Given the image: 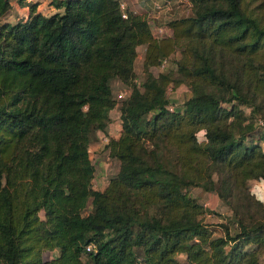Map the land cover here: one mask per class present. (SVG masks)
Wrapping results in <instances>:
<instances>
[{
    "label": "trees",
    "instance_id": "16d2710c",
    "mask_svg": "<svg viewBox=\"0 0 264 264\" xmlns=\"http://www.w3.org/2000/svg\"><path fill=\"white\" fill-rule=\"evenodd\" d=\"M55 5L10 22L0 0V264H264V202L249 186L264 179V0H190L161 36L119 0ZM165 57L172 69L153 74ZM179 83L189 95L169 110ZM115 105L104 149L118 168L98 189L90 131ZM192 187L228 209L220 235Z\"/></svg>",
    "mask_w": 264,
    "mask_h": 264
},
{
    "label": "rangeland",
    "instance_id": "374dc122",
    "mask_svg": "<svg viewBox=\"0 0 264 264\" xmlns=\"http://www.w3.org/2000/svg\"><path fill=\"white\" fill-rule=\"evenodd\" d=\"M14 0H10V2H13ZM12 7V4H11ZM11 7H8L4 13L3 16H1V20L5 19V20H10V21H14L19 17V14L14 15L13 13V9ZM191 10H189V14H190ZM185 15H182L181 17H183ZM170 33L169 28L167 29V34ZM141 50V49H140ZM141 53V55H140ZM142 53H143V49L141 50V52H138V55L136 56L135 60H134V70H135V74L137 75V80H141L143 78V72H142V65H141V61H142ZM177 54V50L172 52L173 56H176ZM171 57L167 58V63L166 66L164 68H158L157 66H153L151 67V72L153 74H158L161 71H165V70H171L172 69V63H171ZM172 77L173 72L171 73ZM175 78V77H173ZM112 86H111V91L114 93V95L117 92H122L123 88L125 87V85L123 83H121L120 81H112ZM128 88V87H125ZM166 95L169 97V102L174 103L175 105H180L182 104V102L186 99V97L189 95V89L188 87L184 84V83H179L178 85H176L174 88L170 86H168L166 88ZM116 98V97H115ZM118 100H120V98H116ZM118 107V106H117ZM242 110L244 113H246L249 109L248 106H246L245 104H243L241 106ZM116 111V109H115ZM110 113V118L109 121H113L112 119V111L109 112ZM102 137V136H101ZM90 138H92L93 141H96L98 137L96 135H94V130L90 131ZM198 139H202V137H198ZM102 143H100V145H97L96 148H91V150H89V157L90 160L94 166V174H95V179H96V185L97 187H102L104 182L107 181V179L111 176H113L118 168V160L115 158H112L108 155L107 150L104 149V145L101 146ZM102 147V148H101ZM190 193L198 199L199 202H207V207H204V213L202 215V219L209 223L211 226V229L214 230H219V226L218 224L220 222H225L226 220V216L229 215V211L228 209L223 205V203L221 201H219V199H217L218 203L216 205H214V198L210 197L208 199L207 196V192L201 190L199 187H192L190 188ZM91 206H90V201L88 200L85 203L84 209H83V213H86L90 210ZM39 216L42 217V211H39ZM228 220V219H227ZM54 255V252H44L42 254L43 258H50ZM87 257L86 255H84L82 253V260H85ZM183 264H184V259L181 255H179L177 257Z\"/></svg>",
    "mask_w": 264,
    "mask_h": 264
},
{
    "label": "crops",
    "instance_id": "0c3cea01",
    "mask_svg": "<svg viewBox=\"0 0 264 264\" xmlns=\"http://www.w3.org/2000/svg\"><path fill=\"white\" fill-rule=\"evenodd\" d=\"M8 1H9V7H11V4H12L11 8L13 9L14 15L19 14V16H21V15L26 16L28 13V8L31 4H35V10L36 11H40L44 14H49L55 10L60 9V7H57L55 5V2L58 0H22L20 3L17 0H14L13 2H10V0H8ZM119 1L123 2L126 9L146 17L151 12V5L153 2L163 3L165 0H119ZM183 11H184V9H183ZM169 16H171L170 13H163L162 18L159 20L160 21L163 20V22H165L168 20ZM3 20H5V19H3ZM8 21H10V20H8ZM10 22H12V21H10ZM140 49L141 50L144 49V45H140L137 47L138 57H140L138 54V52H141ZM140 55H141V53H140ZM172 72L174 75L173 77H175V78L180 77L179 74H177V72H175V71H172ZM114 81H118V80L115 79ZM111 86H112V83H111ZM124 89H125V87L123 88V90ZM113 95H114V93H113ZM115 109H116V111H115ZM111 111L113 113V115H112L113 121L108 120V122H107V124L103 130L102 129H95L94 130V135H96L98 137V139H96L97 143H96V141H93L92 138H90L89 143H88V152H89V150H91V148H96L97 145H100V143H102L101 146L105 145V143L109 137H117L118 136L119 131H120V119H119V109H118L117 105H115L111 109H109V111H108L109 118L111 117L110 113H109ZM93 184L96 185L95 174H94V178H93ZM105 184H106V181L104 182L102 187H97V186L96 187L98 189H102L105 186ZM249 186L252 189V191L256 197L264 196V179H252L249 181ZM207 196H208V199L210 197L214 198V205H216L218 203L217 196L214 193L207 192ZM213 234L220 235L221 230L220 229L219 230L214 229Z\"/></svg>",
    "mask_w": 264,
    "mask_h": 264
},
{
    "label": "built area",
    "instance_id": "2783aa9c",
    "mask_svg": "<svg viewBox=\"0 0 264 264\" xmlns=\"http://www.w3.org/2000/svg\"><path fill=\"white\" fill-rule=\"evenodd\" d=\"M119 5L121 8V15L125 16V6L122 1H119ZM184 9V11H183ZM190 10V0H165L163 3L159 2H153L151 5V12L145 17L150 30L154 36H161L164 34H167V22L174 18V17H180L182 15L188 14ZM163 13H170L171 16H169L168 20L163 22V20H159L162 18ZM168 58V57H167ZM167 58H163L160 63L157 65L158 68H164L167 63ZM129 93V88H125L122 92H117L115 94L116 98H123ZM167 108L169 110H173L176 108V105L172 102H169L167 104ZM258 123L260 124L261 121L258 120ZM105 139V138H104ZM203 206H207L208 204L205 202H202ZM90 244H87L85 246L86 249H89Z\"/></svg>",
    "mask_w": 264,
    "mask_h": 264
},
{
    "label": "clouds",
    "instance_id": "9594fccd",
    "mask_svg": "<svg viewBox=\"0 0 264 264\" xmlns=\"http://www.w3.org/2000/svg\"><path fill=\"white\" fill-rule=\"evenodd\" d=\"M205 134H206L205 131L202 130V131L199 133V136H200V137H203ZM257 198L260 199L262 202H264V196H258Z\"/></svg>",
    "mask_w": 264,
    "mask_h": 264
}]
</instances>
